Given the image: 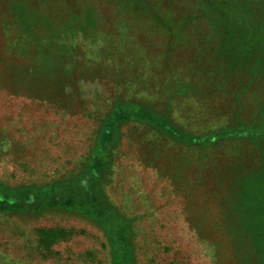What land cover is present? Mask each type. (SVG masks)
I'll return each mask as SVG.
<instances>
[{
	"label": "rangeland",
	"instance_id": "obj_1",
	"mask_svg": "<svg viewBox=\"0 0 264 264\" xmlns=\"http://www.w3.org/2000/svg\"><path fill=\"white\" fill-rule=\"evenodd\" d=\"M100 150L117 235L0 209V264H264V222L254 254L235 216L264 215V0H0V190Z\"/></svg>",
	"mask_w": 264,
	"mask_h": 264
},
{
	"label": "trees",
	"instance_id": "obj_2",
	"mask_svg": "<svg viewBox=\"0 0 264 264\" xmlns=\"http://www.w3.org/2000/svg\"><path fill=\"white\" fill-rule=\"evenodd\" d=\"M109 130L110 133H102L101 137L105 135H108V139L113 137L111 133H113L114 130ZM235 136L237 137V135ZM103 140H105V138L102 137L101 143H98L102 149L105 148L104 144L106 143ZM99 152L100 154L97 153L94 156L91 167L80 176L81 178L74 179L72 182L66 181L61 185L56 184L55 186L43 188L38 191L27 189L11 193L0 190V209H4L5 212L25 211L26 215L30 214V212H35L37 214L38 212H42V209L49 210L56 204L67 202L73 207L78 205L82 207L87 215H91L95 218L96 222L106 230L107 234L111 237L116 236L121 228L124 227L123 222L120 221L119 217L113 214L112 211L114 210L110 202L103 197L99 189H96V187H98V181L100 180L99 177L107 167V164L103 163V160H101L103 157V155H101L102 151L100 150ZM237 191L240 192L238 189ZM244 197L245 196L242 195L241 199L244 200ZM251 199L252 198H250V201L252 202L253 200ZM236 208H239L237 209L239 214L235 216L237 220H239L238 223L241 224L240 226L242 229L240 231L243 232V238L250 245L251 252L255 254V252H258V244H255L258 238H255V235L259 234L260 236L261 232L255 234L254 232L258 230L257 225H259V222H264V215L249 213L250 216H243L242 214L244 212L241 211L240 207L237 206ZM37 233L42 239L47 238L49 241L60 238L57 230L54 229L42 228L39 229Z\"/></svg>",
	"mask_w": 264,
	"mask_h": 264
}]
</instances>
